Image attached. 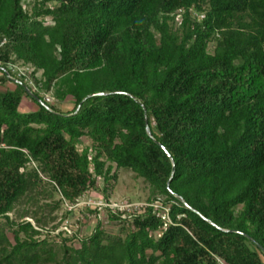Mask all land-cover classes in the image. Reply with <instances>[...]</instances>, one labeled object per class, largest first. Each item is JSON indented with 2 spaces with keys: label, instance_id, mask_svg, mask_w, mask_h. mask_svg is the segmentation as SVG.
<instances>
[{
  "label": "trees",
  "instance_id": "trees-1",
  "mask_svg": "<svg viewBox=\"0 0 264 264\" xmlns=\"http://www.w3.org/2000/svg\"><path fill=\"white\" fill-rule=\"evenodd\" d=\"M8 84L0 264H264V0H0ZM121 168L149 206L62 230Z\"/></svg>",
  "mask_w": 264,
  "mask_h": 264
},
{
  "label": "rangeland",
  "instance_id": "rangeland-1",
  "mask_svg": "<svg viewBox=\"0 0 264 264\" xmlns=\"http://www.w3.org/2000/svg\"><path fill=\"white\" fill-rule=\"evenodd\" d=\"M213 48H210V51L212 52ZM20 72L23 73H29L31 72V69H26L21 66H18ZM31 85V84H30ZM46 98L50 99V103H53V99L51 96H46ZM31 103L30 101L28 102ZM26 107V106H24ZM72 107L68 105H64L65 110H70ZM91 142L87 139H83V143L79 146V149L82 150L85 147H90ZM116 171L114 167V172ZM118 180L111 184V188L108 191V201H106L104 198L105 196L102 194V190L104 188L103 182L100 180V189L98 191H90L87 192L80 200H79V206L74 208V220L68 221L67 228L69 231H79L80 236H88L92 233V230L96 227L98 221L103 224L104 228L107 230V232L116 234L119 230V227L116 226L115 223L109 222L107 218V211L105 209H101L98 214H96L98 217L93 215V213L88 212L85 207L86 203H91L92 205H95L97 203L98 205L101 204V202L104 200L105 203H110L111 207H121L130 205V209H137L140 206H143L147 203V199L149 196V189L148 186L141 180L137 179L135 175L128 169L121 168L117 171ZM72 205L65 203V207L61 209L59 212H57L58 220L62 217L63 212L65 210L69 211L71 209ZM96 213V212H95ZM1 222V221H0ZM63 227H65V224H63ZM75 247H79V244L76 243ZM264 263V260H263Z\"/></svg>",
  "mask_w": 264,
  "mask_h": 264
},
{
  "label": "built area",
  "instance_id": "built-area-1",
  "mask_svg": "<svg viewBox=\"0 0 264 264\" xmlns=\"http://www.w3.org/2000/svg\"><path fill=\"white\" fill-rule=\"evenodd\" d=\"M22 73V72H20ZM46 101L49 102L50 99L49 98H46ZM90 202V201H89ZM86 203V207L85 209H89L91 211H95V210H98V213L99 211H101V209H105V210H110L111 212L113 213H116V212H119V213H135V212H141L143 209L147 208L149 205L148 204H145L143 206H140L139 208L137 209H130V205H126V206H121V207H111V204L110 203H105L104 200L101 202L100 205H98L97 203H95V205H92L91 203ZM79 201H77V203L71 207V209L69 211H73L74 208L78 207L79 206ZM150 206H152L154 208V210L157 212V215L158 217H161V219L165 222V227L168 226V224L170 223V219H169V208L167 207H164L162 206V203L157 201L155 202L154 204H151ZM98 213H93L94 216H96V218L98 217L96 214ZM65 224V227H62V230H65V231H69V229L67 228L69 226L68 222H64Z\"/></svg>",
  "mask_w": 264,
  "mask_h": 264
},
{
  "label": "crops",
  "instance_id": "crops-1",
  "mask_svg": "<svg viewBox=\"0 0 264 264\" xmlns=\"http://www.w3.org/2000/svg\"><path fill=\"white\" fill-rule=\"evenodd\" d=\"M10 88V89H14V85L13 84H8L6 87H0V89H6V88Z\"/></svg>",
  "mask_w": 264,
  "mask_h": 264
},
{
  "label": "water",
  "instance_id": "water-1",
  "mask_svg": "<svg viewBox=\"0 0 264 264\" xmlns=\"http://www.w3.org/2000/svg\"><path fill=\"white\" fill-rule=\"evenodd\" d=\"M147 131L149 132V129H147ZM149 134H150V132H149ZM151 135V134H150Z\"/></svg>",
  "mask_w": 264,
  "mask_h": 264
}]
</instances>
